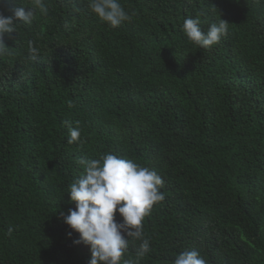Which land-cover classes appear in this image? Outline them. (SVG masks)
<instances>
[{"label": "trees", "instance_id": "obj_1", "mask_svg": "<svg viewBox=\"0 0 264 264\" xmlns=\"http://www.w3.org/2000/svg\"><path fill=\"white\" fill-rule=\"evenodd\" d=\"M44 2L47 16L36 8L3 36L0 264H88L90 246L60 213L75 207L79 160L106 153L164 180L138 264L189 250L207 264H264V0H120L131 19L116 28L89 0ZM19 6L33 0H4L0 12ZM187 17L202 32L224 20L227 32L199 47ZM69 127L78 142L67 143ZM139 243L120 264L137 260Z\"/></svg>", "mask_w": 264, "mask_h": 264}, {"label": "clouds", "instance_id": "obj_2", "mask_svg": "<svg viewBox=\"0 0 264 264\" xmlns=\"http://www.w3.org/2000/svg\"><path fill=\"white\" fill-rule=\"evenodd\" d=\"M89 7L101 22L113 28L131 19L120 0H89ZM36 8L42 15H48L44 0H33L32 7H15L10 16L0 12V54L9 48L3 41L4 34L16 31L18 23L30 24ZM227 25L220 19L210 23L202 32L199 19L187 17L182 31L197 46L208 48L226 34ZM38 55L39 49L29 41V59L35 60ZM80 137L79 127H69L67 143L78 142ZM79 164L84 169L83 174L73 180L67 192L75 207L69 208L67 214L60 213L63 223L79 233V239L74 243L83 242L90 246L88 264H120L129 241H139L137 260L129 262L138 264L139 258L150 251L143 221L153 205L165 198L160 191L163 178L153 169L112 153L103 154L98 159H80ZM116 212L122 217V223L115 221ZM170 264H207V261L198 251L189 250L176 254Z\"/></svg>", "mask_w": 264, "mask_h": 264}]
</instances>
